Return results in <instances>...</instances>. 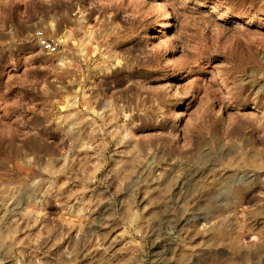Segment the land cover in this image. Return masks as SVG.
Returning <instances> with one entry per match:
<instances>
[{"label":"rangeland","instance_id":"1","mask_svg":"<svg viewBox=\"0 0 264 264\" xmlns=\"http://www.w3.org/2000/svg\"><path fill=\"white\" fill-rule=\"evenodd\" d=\"M0 264H264V0H0Z\"/></svg>","mask_w":264,"mask_h":264},{"label":"built area","instance_id":"2","mask_svg":"<svg viewBox=\"0 0 264 264\" xmlns=\"http://www.w3.org/2000/svg\"><path fill=\"white\" fill-rule=\"evenodd\" d=\"M34 36L36 46L43 54L47 56H65V38L62 36H52L45 28L37 29Z\"/></svg>","mask_w":264,"mask_h":264},{"label":"bare ground","instance_id":"3","mask_svg":"<svg viewBox=\"0 0 264 264\" xmlns=\"http://www.w3.org/2000/svg\"><path fill=\"white\" fill-rule=\"evenodd\" d=\"M160 8H161V7H160ZM161 9H162V12L165 11L164 6H163ZM163 13H165V12H163ZM49 25H50V28H51V29H53L54 26H55L54 23H52V22H50ZM63 36H65V38H66V35H63ZM64 59H65V57H64L63 55H59V56L57 57V60H59L60 63H62V61H64Z\"/></svg>","mask_w":264,"mask_h":264}]
</instances>
